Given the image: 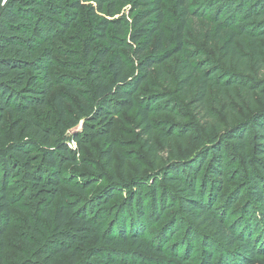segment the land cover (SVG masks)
<instances>
[{
    "label": "trees",
    "instance_id": "1",
    "mask_svg": "<svg viewBox=\"0 0 264 264\" xmlns=\"http://www.w3.org/2000/svg\"><path fill=\"white\" fill-rule=\"evenodd\" d=\"M92 1V14L103 12L104 6L107 12L106 16L95 19L90 25L88 37L90 41L97 43L96 49L89 45L86 47L87 58H91L89 70L90 78L94 81L95 98L90 104L84 103L83 122L78 131L81 135L76 132L67 137L53 138L50 130L35 118V113L47 106V97L55 84L50 70L54 64L53 51L47 45L41 49V44L48 40L46 26L63 29L69 27V23L75 20L80 0H0V126L5 112L16 113L18 119L24 122L26 131L35 130L37 135H41L40 147L31 151L28 141L3 144L0 128V240L20 194L32 192L46 199L47 208L44 210L49 218L47 209L63 183L61 166L67 162H76L73 151L68 147L69 142L74 141L78 146L82 142L100 141L103 147L101 158L111 167L114 148L110 133L117 111L136 109L143 132L151 133L153 127L150 114L154 111L171 110V107L166 106L164 96L136 103L134 93L147 79L152 66L169 60L173 54L180 52L184 30L191 25L192 18H206L203 4L193 9L190 0H174L180 17L176 27V35L180 39L176 50L143 56L153 34L160 30L165 18L162 0H133L136 12L129 16L130 20H125L121 15L115 17V0ZM207 2V9H214L212 21L216 24L215 30L222 33L224 29L226 35L220 47L223 58L234 69L251 76L247 82L243 81L242 73L223 72L219 66H209L199 59V52L190 50L182 52L186 61L180 65L182 71L179 74L187 66L190 71L181 83L184 87L192 85L194 75H197L193 102L200 108L206 106L213 87H218L221 91L238 87L248 94L247 98H251L250 94L255 90L264 97V59L260 56V51H264V44L260 42L261 39L264 40V0ZM235 24H238L239 29L233 28ZM126 31L129 44H135L133 55L137 61L136 70L130 73L128 63L120 51L126 44L122 39ZM102 42L104 45L99 46ZM235 43L246 48L241 52ZM63 83L71 92L82 95L80 89L78 91L72 83ZM54 102L63 114L62 96L55 95ZM224 146L229 150L227 154ZM237 159L241 161L245 171L239 173L232 169L228 173L239 178L242 189L238 187L230 196H222L226 199V204L233 206L242 192H245V207L257 208L256 215L252 216L249 211L245 214L248 221L246 225L249 226L247 231L234 224L226 225V217L217 215L213 210L223 184L224 171ZM172 164H175V170L179 168L180 171L173 175L170 170L163 168L160 176L165 184H171L175 193L169 195L167 190L160 192L154 180L149 185L147 195L150 198L149 207L145 206L142 199V188L136 181L138 179L111 182L112 190L127 191L129 196L126 203L119 206L114 225L110 226L103 237L96 236L97 223L102 218L109 199L114 196L111 188L98 191L92 197L75 203L59 205L54 215L55 229L36 249L37 258L48 261L49 264L55 257L66 255L71 264H103V260L95 256L99 254L95 251L97 249L90 257H95L94 261L76 260L77 252L73 246L87 238L102 241L107 248L122 249L129 242L148 251L162 252V247H150L135 232L139 224H143L147 211L161 219L170 207L169 200L173 195L177 196L180 212L212 231L215 239L231 249V255L238 264H244L245 260L254 258L261 252L262 243L258 244V240L254 243L252 237L258 233V224L264 223V108L254 111L245 121L212 137L209 146L198 154ZM182 172L183 176H180ZM77 178L78 181H72L71 186L81 191L102 180V176L92 172L80 173ZM187 233H190L189 230ZM204 241L203 264H213L212 244L208 238ZM113 260L117 259L114 257ZM219 264L230 263L220 258Z\"/></svg>",
    "mask_w": 264,
    "mask_h": 264
},
{
    "label": "rangeland",
    "instance_id": "2",
    "mask_svg": "<svg viewBox=\"0 0 264 264\" xmlns=\"http://www.w3.org/2000/svg\"><path fill=\"white\" fill-rule=\"evenodd\" d=\"M207 3V0H190L193 9L202 4L205 6L206 10L203 11L206 18H192L191 25L184 30L180 52L173 54L169 60L152 66L147 79L137 87L134 93L136 103L164 96L167 100L166 106H170L171 110L154 111L150 114L153 127L150 134L143 132L136 109L117 111L110 133L114 148L111 167L107 166L101 158L100 152L103 147L100 141L82 142L78 146L74 141L69 142L68 147L73 151L72 155L76 158V162H67L61 166L63 183L47 209L49 218L44 210L47 208L46 199L32 192L26 195L20 194L12 207L11 220L0 240V264H48V261L37 258L36 249L55 229L54 215L57 207L92 197L104 189L109 190L112 187V181L138 179L136 181L141 185L142 199L146 207H149L150 201V198H147L150 191L149 185L154 180L160 192L167 190L169 195L174 194L171 184H165L160 176L163 168H167L176 175L180 170L173 168L175 165L172 164L173 162L183 161L198 154L200 150L209 146L212 137L222 134L230 126L245 121L254 111L264 108V97H261L257 91L251 92V98H247L248 94L243 93L238 87L223 91L218 87L211 88L206 106L200 108L193 102L197 88V75H194V84L184 87L181 83L190 71L187 66V69L179 74L182 71L180 65L186 61L182 55L183 51L199 52L201 54L199 59L209 66H219L223 72L242 73L223 58L220 47L226 35L224 29L222 33L215 30L216 24L212 21L214 9H207ZM92 5L94 6L92 0H80V6L75 12V20L71 21L69 27L65 29L57 26L45 27L48 40L47 43L41 44V49L47 45L53 51L54 64L50 70L55 84L47 97V106L41 112L35 113V118L50 130L49 133L53 138L72 135L70 130L83 122L84 103L90 104L95 98L94 81L90 78L89 70L91 58H87L86 47L96 49L97 43L90 41L88 37L90 25L95 19L106 16L107 12L104 6L103 12L97 11L92 14L90 9ZM161 7L165 18L160 30L153 34L151 43L143 52V56L153 52L162 54L167 50H176L180 40L176 35L180 17L174 0H162ZM115 10L117 12L115 17L121 15L125 20H130L129 16L136 12L133 0H115ZM233 28L239 29L238 24H235ZM122 39L126 41V44L120 48V51L128 63V72H134L137 64L133 55L135 44H129L127 31ZM260 42L264 44L263 39ZM103 45V42L99 44V46ZM235 45L243 52L245 46L239 43ZM260 56L264 59V51H260ZM250 63L252 65V61ZM245 74L244 72L241 74L243 76L241 79L247 82L251 75ZM63 82L72 83L78 91L80 89L82 95L71 92ZM57 94L63 98V114L54 102V96ZM0 128L3 144L11 141H28L31 151H36L40 147L41 135H37L35 130L26 131L24 122L18 119L16 113L5 112ZM79 134L80 132L77 133ZM225 150L227 154L229 150L226 148ZM232 169L239 173L245 171L239 159L232 162L224 171L223 184L213 210L217 215L226 217V225L234 224L241 229L244 227L247 231L249 226L246 225L248 221L245 214L249 211L254 216L257 208L245 207V192H242L240 199L233 206L226 204V199L222 196H230L238 187L242 189L239 178L228 173ZM83 172L95 173L102 176V180L84 191L77 190L71 184L72 181H78L77 177ZM180 176H183V172ZM112 189L114 196L109 199L107 208L104 209L103 216L97 223L96 236L99 237H103L110 226L114 225L118 216L116 211L119 206L126 203L125 200L129 196L127 191ZM176 197L174 195L171 197L170 207L161 219H157L153 213L147 211L142 220L143 224H139L135 232L139 238L149 243L150 247H162V252L148 251L129 242L122 249L107 248L102 241L87 238L85 241L74 244L73 248L77 252L76 260L94 261L96 258L90 259V257L97 249L95 251L99 254L95 256L103 260V264H203L205 243L203 240L208 238L212 244L213 264H219L220 258L229 261L230 264H238L236 258L231 255V249L221 244L219 239H215L212 231L180 212ZM133 207L135 209V206ZM134 214L137 217L136 213ZM256 230L258 233L253 234L252 241L255 243L258 240V244L262 243L261 252L254 258L245 260L244 264H264V252H262L264 251V223L258 224ZM114 257L117 260H113ZM49 264L71 263L66 255H59Z\"/></svg>",
    "mask_w": 264,
    "mask_h": 264
},
{
    "label": "water",
    "instance_id": "3",
    "mask_svg": "<svg viewBox=\"0 0 264 264\" xmlns=\"http://www.w3.org/2000/svg\"><path fill=\"white\" fill-rule=\"evenodd\" d=\"M80 129H81V124H79V125H77L76 127L72 128V129L70 130V132H71V133H76V132L80 131Z\"/></svg>",
    "mask_w": 264,
    "mask_h": 264
}]
</instances>
